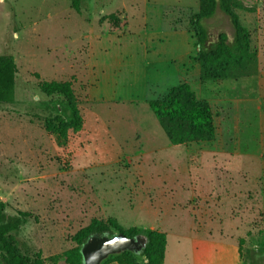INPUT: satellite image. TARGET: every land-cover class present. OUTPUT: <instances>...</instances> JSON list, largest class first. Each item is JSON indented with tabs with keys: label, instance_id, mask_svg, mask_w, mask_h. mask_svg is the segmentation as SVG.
I'll use <instances>...</instances> for the list:
<instances>
[{
	"label": "rangeland",
	"instance_id": "374dc122",
	"mask_svg": "<svg viewBox=\"0 0 264 264\" xmlns=\"http://www.w3.org/2000/svg\"><path fill=\"white\" fill-rule=\"evenodd\" d=\"M226 2L251 32L257 57L202 86L216 140L175 146L149 106L103 111L96 138L85 118L87 87L70 65L86 53L84 35L107 23L121 28L126 18L131 27L145 15L155 22L164 9L197 43L191 20L199 0H81L80 13L73 0H0V55L14 56L18 68L17 102L0 106V203L28 215L22 246L41 251L46 264H66L79 230L113 218L125 229L166 233V264H193L191 238L201 235L237 243L241 264H264V0ZM203 25L209 45L220 33L232 41L221 8ZM35 74L73 83L81 131L63 139L28 116L47 113Z\"/></svg>",
	"mask_w": 264,
	"mask_h": 264
},
{
	"label": "trees",
	"instance_id": "16d2710c",
	"mask_svg": "<svg viewBox=\"0 0 264 264\" xmlns=\"http://www.w3.org/2000/svg\"><path fill=\"white\" fill-rule=\"evenodd\" d=\"M81 0H73L72 8L80 13ZM237 8H243L238 4ZM218 8L230 18L234 34L230 42L225 33H220L215 44L209 45V34L203 22L215 16ZM197 28L199 48L194 58L201 66V81L221 83L233 68H245L257 57L252 47L251 32L243 25L240 17L227 5L226 0H199V12L191 20ZM37 89L45 98V115L28 116L44 123L47 133L67 138L70 132H79L84 127L78 98L70 81L39 80ZM18 68L12 55H0V106L17 102ZM148 105L168 137L171 144L184 146L193 143H211L216 140L214 113L210 103L197 96L187 83L172 88L161 98L151 100ZM26 213L11 214L0 203V264H46L42 252H35L21 245L18 235L26 225ZM117 234L136 239L144 236L145 241L134 251L111 256L103 264H164L168 246L167 234L157 230L143 231L138 227L123 228L116 219L94 218L90 224L73 237L76 247L65 252L66 264H81L82 246L92 237H114ZM241 249V248H240ZM242 254V250H241ZM243 257V256H242ZM251 263L252 258H250Z\"/></svg>",
	"mask_w": 264,
	"mask_h": 264
},
{
	"label": "crops",
	"instance_id": "0c3cea01",
	"mask_svg": "<svg viewBox=\"0 0 264 264\" xmlns=\"http://www.w3.org/2000/svg\"><path fill=\"white\" fill-rule=\"evenodd\" d=\"M167 11L160 12L155 22L145 15L144 24L131 27L126 18L121 28L107 23L99 31L84 35L86 53L70 66L72 76L87 87L85 118L96 138L102 133L103 111L149 106V101L163 97L183 83L203 98L200 91L205 83L201 81V66L194 60L199 50L193 35L186 28H177L166 17ZM58 75L59 72L55 77ZM191 247L193 264L244 261L237 243L225 244L201 235L191 238Z\"/></svg>",
	"mask_w": 264,
	"mask_h": 264
},
{
	"label": "water",
	"instance_id": "95a60500",
	"mask_svg": "<svg viewBox=\"0 0 264 264\" xmlns=\"http://www.w3.org/2000/svg\"><path fill=\"white\" fill-rule=\"evenodd\" d=\"M145 239L144 236L133 239L125 234H117L114 237H92L81 248V264H103L111 256L134 251Z\"/></svg>",
	"mask_w": 264,
	"mask_h": 264
}]
</instances>
